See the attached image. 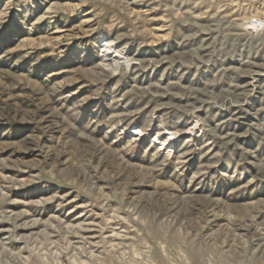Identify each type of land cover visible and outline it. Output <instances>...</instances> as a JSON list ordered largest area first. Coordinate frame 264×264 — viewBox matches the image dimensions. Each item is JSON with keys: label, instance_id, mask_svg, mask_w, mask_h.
<instances>
[{"label": "rangeland", "instance_id": "374dc122", "mask_svg": "<svg viewBox=\"0 0 264 264\" xmlns=\"http://www.w3.org/2000/svg\"><path fill=\"white\" fill-rule=\"evenodd\" d=\"M0 264H264V0H0Z\"/></svg>", "mask_w": 264, "mask_h": 264}, {"label": "bare ground", "instance_id": "6f19581e", "mask_svg": "<svg viewBox=\"0 0 264 264\" xmlns=\"http://www.w3.org/2000/svg\"><path fill=\"white\" fill-rule=\"evenodd\" d=\"M112 67H114V65H113ZM108 69H109V68H108Z\"/></svg>", "mask_w": 264, "mask_h": 264}]
</instances>
